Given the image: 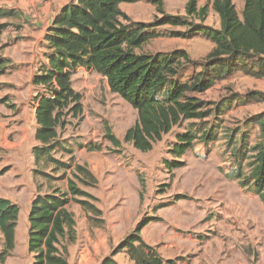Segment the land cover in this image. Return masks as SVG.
Wrapping results in <instances>:
<instances>
[{
  "label": "rangeland",
  "instance_id": "374dc122",
  "mask_svg": "<svg viewBox=\"0 0 264 264\" xmlns=\"http://www.w3.org/2000/svg\"><path fill=\"white\" fill-rule=\"evenodd\" d=\"M186 2L164 0V10L186 17ZM198 2L202 6L207 0ZM234 3L241 12L244 0ZM0 8H15L21 15L9 20L11 24L0 35V57L8 60L0 74V197L20 207L16 247L0 264H31L27 249L30 203L37 194L55 187L67 191L72 175L68 171L64 177L63 171L51 169H45L51 178L33 173L37 127L33 96L39 87L32 84V77L46 60L45 32L33 28L31 21L37 4L0 0ZM121 8L133 21L150 22L161 16L150 0L123 3ZM187 19L198 22L193 17ZM204 23L219 27V15L211 6ZM155 30L159 35L137 52L183 49L201 62L213 47L202 35H177L185 34V27L163 25ZM73 86L83 93L84 113L81 120L69 119L66 128L60 130L59 142L69 144L74 160L97 177L95 186H85L77 179L76 185L96 196L97 200L90 201L101 214L84 209L74 200L67 206L74 214L77 231L76 241L68 246L70 264H98L141 218L150 217L153 219L142 236L164 259H174L178 264H264V203L249 179L237 177L242 167L248 174L247 163L252 160L248 148L261 140L259 128L245 121L264 110L263 103L247 97L254 90L264 93V79L235 73L197 94L210 110L209 116L183 121L147 152L124 141L138 113L110 90L105 77L79 68L73 75ZM218 106L223 110L217 111ZM106 124L121 145H113L105 136ZM195 126L213 128L215 140L203 143L199 138L180 159L184 165L169 172L164 160L173 159L169 149L176 133ZM86 143L100 149L80 147ZM239 150L245 153L241 157ZM57 157L69 161L66 151ZM2 242L0 233V249ZM116 259L129 264L122 254Z\"/></svg>",
  "mask_w": 264,
  "mask_h": 264
},
{
  "label": "trees",
  "instance_id": "16d2710c",
  "mask_svg": "<svg viewBox=\"0 0 264 264\" xmlns=\"http://www.w3.org/2000/svg\"><path fill=\"white\" fill-rule=\"evenodd\" d=\"M139 1L142 0H70L53 16L45 31L46 60L32 77V84L39 87L33 96L37 124L36 144L32 147L33 173L51 178L45 171L51 169L63 171L64 177L69 171L72 176L67 191L55 187L37 194L30 203L27 249L32 255L31 264H70L68 246L77 238L76 219L67 209L72 200L101 214L90 201L97 200L96 196L76 185L77 179L85 186H95L97 177L86 165L74 160L69 144L59 142L60 130L66 128L69 119L83 117L84 96L73 86V75L79 68L105 77L110 90L137 111V121L123 139L142 152L152 150L156 141L183 121L208 117L210 110L197 94L205 93L217 82L235 73L264 79V0H244L241 12L234 0H207L202 6L198 0H187L186 17L166 13L164 0H150L161 15L150 22L133 21L121 8L123 3ZM210 6L219 15L217 28L204 23ZM20 16L15 8H0V35L11 24L9 20ZM163 25L185 27L187 32L177 35H202L213 47L201 62L193 60L183 49L137 52L159 35L155 29ZM7 62L0 57V74ZM247 97L264 105L263 92L250 91ZM216 110L223 109L218 106ZM245 122L259 128L261 140L248 148L252 159L247 163L248 174L242 167L237 177L249 179L264 203V110ZM204 128L195 126L176 133V141L169 149L173 159L164 160L169 172L184 165L180 159L199 138L203 143L215 140L213 128ZM105 130L113 145H121L108 124ZM246 144H241L243 149ZM91 145L80 147L100 149L99 145ZM63 151L68 153L69 161L57 157ZM240 152V157L245 154ZM19 213L17 203L0 197L1 263L16 247ZM152 219L141 218L98 264H126L116 259L121 254L129 264H178L174 259H164L156 247L144 240L142 231Z\"/></svg>",
  "mask_w": 264,
  "mask_h": 264
},
{
  "label": "crops",
  "instance_id": "0c3cea01",
  "mask_svg": "<svg viewBox=\"0 0 264 264\" xmlns=\"http://www.w3.org/2000/svg\"><path fill=\"white\" fill-rule=\"evenodd\" d=\"M70 0H31L32 4H37L38 11L32 14L33 28L44 34L48 25L52 22L53 16Z\"/></svg>",
  "mask_w": 264,
  "mask_h": 264
}]
</instances>
